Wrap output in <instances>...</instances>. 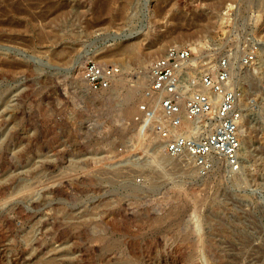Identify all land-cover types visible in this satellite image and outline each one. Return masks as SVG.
<instances>
[{
	"label": "rangeland",
	"instance_id": "1",
	"mask_svg": "<svg viewBox=\"0 0 264 264\" xmlns=\"http://www.w3.org/2000/svg\"><path fill=\"white\" fill-rule=\"evenodd\" d=\"M108 1L0 0V264H264V0ZM169 50L187 129L143 100Z\"/></svg>",
	"mask_w": 264,
	"mask_h": 264
},
{
	"label": "built area",
	"instance_id": "2",
	"mask_svg": "<svg viewBox=\"0 0 264 264\" xmlns=\"http://www.w3.org/2000/svg\"><path fill=\"white\" fill-rule=\"evenodd\" d=\"M173 61L172 63L170 61ZM186 62L185 54L183 52L174 53L173 50H169L166 53L165 58L156 62L151 70L150 79L151 81V90L150 93H154L160 102V112L163 116L170 118L171 127L175 129H179L181 125V117L179 116L180 111L177 106V96L179 97V90L181 89L180 84L186 77V68L184 67ZM112 69V68H111ZM96 71H92L90 74V80L94 81L96 79ZM110 74V72L108 73ZM205 100H200L197 105H188L186 107V118L189 122H193L192 124H199L200 119L204 112L207 114L208 108L206 107ZM231 108V100L228 96L223 97V102L221 103L219 110L221 115H225L228 113ZM147 112V111H146ZM160 128V127H159ZM159 132L163 131L158 129ZM183 140L177 142L176 144L170 146L172 152H177L180 144H183ZM233 141L227 138L225 140H221L220 142H214V148L217 150L225 152L228 156L231 157ZM217 145V146H216ZM208 149L205 148V151ZM204 151V149H203ZM204 151V152H205Z\"/></svg>",
	"mask_w": 264,
	"mask_h": 264
},
{
	"label": "bare ground",
	"instance_id": "3",
	"mask_svg": "<svg viewBox=\"0 0 264 264\" xmlns=\"http://www.w3.org/2000/svg\"><path fill=\"white\" fill-rule=\"evenodd\" d=\"M110 1V0H109ZM108 1V2H109ZM160 2V1H159ZM111 5V4H110ZM123 6V5H122ZM111 9V8H110ZM105 10V9H104ZM110 12H111V10H110ZM185 37H186V34H181V35H178V36H176V37H174V39H185ZM138 42V41H137ZM170 43V42H169ZM129 47V46H128ZM127 47V48H128ZM126 48V47H125ZM130 48H132V47H130ZM129 49V48H128ZM132 50H134V49H129V51L128 50H126V49H124L123 50V52L124 53H128V54H130L129 56H132V57H134L135 56V52L134 51H132ZM122 51V50H121ZM121 51H119V52H121ZM122 52V53H123ZM128 54H126V55H128ZM151 54V53H150ZM109 56H111V55H109ZM120 56V55H119ZM118 56V57H119ZM143 59V58H142ZM195 63V62H194ZM107 75V74H106ZM139 75V74H138ZM189 75V74H188ZM190 76H192V75H190ZM119 77V76H118ZM139 77V86H140V88H142V86L144 85V84H146V82H148V80H146V79H148V73H147V71L145 70V71H143V72H140V75L138 76ZM193 77V76H192ZM150 78V77H149ZM76 79V84L77 85H79V86H82L83 85V79H82V77H81V75H77V77L75 78ZM117 79H119V78H117ZM110 80V79H109ZM115 80V79H114ZM113 80V81H114ZM112 81V82H113ZM118 81V80H117ZM120 81V80H119ZM116 82V81H115ZM117 83V82H116ZM120 84H122V83H120ZM120 84H118V86L120 85ZM114 85V84H113ZM115 85H117V84H115ZM145 86V85H144ZM138 88V87H137ZM124 89V88H123ZM140 91L142 90V89H139ZM204 90V89H203ZM135 93H136V89H135V87L134 88H127V90L125 91V92H122V91H120L118 88H110V89H108V90H103L102 91V93H100V94H98V95H96V97L98 96V97H100V98H102V100L105 102V104H112V105H114V106H116V105H121V104H123V103H125V102H128V101H130V99L135 95ZM156 95L154 94V93H148L147 95H145V94H143V100L144 101H152V100H155L156 99ZM142 100V101H143ZM144 104V103H143ZM142 104V105H143ZM151 104V103H150ZM149 107V106H148ZM157 107V106H156ZM215 108V107H214ZM154 109V108H153ZM157 109H158V107H157ZM160 110V109H159ZM158 111V110H157ZM161 111V110H160ZM132 112V111H131ZM155 112V111H154ZM160 113V112H159ZM133 114V113H132ZM158 114V113H157ZM155 117H157V115H155ZM189 124H191L186 118H182L181 119V125H180V127H185L186 129L188 128V125ZM136 145H140V143L142 142V140H141V136L140 135H138L137 137H136ZM135 145V144H134ZM223 159V158H222Z\"/></svg>",
	"mask_w": 264,
	"mask_h": 264
}]
</instances>
